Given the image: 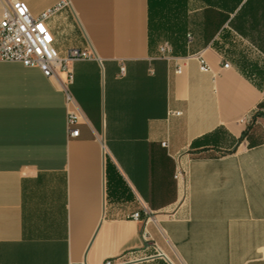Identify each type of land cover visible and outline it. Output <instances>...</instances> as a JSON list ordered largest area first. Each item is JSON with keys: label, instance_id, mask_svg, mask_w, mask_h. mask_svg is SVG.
Segmentation results:
<instances>
[{"label": "crops", "instance_id": "crops-1", "mask_svg": "<svg viewBox=\"0 0 264 264\" xmlns=\"http://www.w3.org/2000/svg\"><path fill=\"white\" fill-rule=\"evenodd\" d=\"M23 1L93 56L0 61V264H264V0Z\"/></svg>", "mask_w": 264, "mask_h": 264}, {"label": "built area", "instance_id": "built-area-1", "mask_svg": "<svg viewBox=\"0 0 264 264\" xmlns=\"http://www.w3.org/2000/svg\"><path fill=\"white\" fill-rule=\"evenodd\" d=\"M3 12L0 20V61L20 62L25 66L38 67L47 77H60L61 72H67L66 80H62V89L68 103L74 102L69 89V84L73 80L70 70V62L76 59L91 58L93 55L89 50L81 48L68 49L66 56H62L54 44V35L49 29L46 20L56 13L62 4H57L47 8L40 15L35 16L23 0H2ZM162 56L169 59L170 46L168 43L160 47ZM200 61L202 70H208L202 54L196 55ZM225 62L224 67H229ZM180 67L177 68L179 72ZM179 113V112H176ZM78 120V114L68 111V124L74 125ZM79 129L70 128V135L77 136ZM166 143H164L165 145ZM139 212H134L132 217L139 218ZM143 237L148 239V234ZM105 264H123L117 260H107Z\"/></svg>", "mask_w": 264, "mask_h": 264}, {"label": "rangeland", "instance_id": "rangeland-1", "mask_svg": "<svg viewBox=\"0 0 264 264\" xmlns=\"http://www.w3.org/2000/svg\"><path fill=\"white\" fill-rule=\"evenodd\" d=\"M58 37H59V38H58V41H56V45L59 44V43L65 42V37H64L63 34H62V35L59 34Z\"/></svg>", "mask_w": 264, "mask_h": 264}, {"label": "water", "instance_id": "water-1", "mask_svg": "<svg viewBox=\"0 0 264 264\" xmlns=\"http://www.w3.org/2000/svg\"><path fill=\"white\" fill-rule=\"evenodd\" d=\"M126 263H129V262H126Z\"/></svg>", "mask_w": 264, "mask_h": 264}]
</instances>
